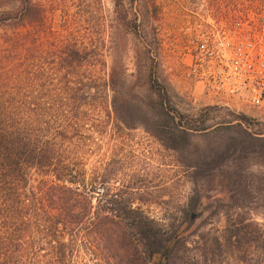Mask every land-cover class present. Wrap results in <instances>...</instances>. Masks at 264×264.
<instances>
[{
  "label": "rangeland",
  "instance_id": "1",
  "mask_svg": "<svg viewBox=\"0 0 264 264\" xmlns=\"http://www.w3.org/2000/svg\"><path fill=\"white\" fill-rule=\"evenodd\" d=\"M33 1L45 8L58 5L47 12L54 31L66 24L71 31L88 32L92 25L103 37L104 74L112 65L119 67L117 97L131 107L122 119L115 116L108 106L112 92L107 87L102 98L85 108L87 123L73 135L71 152L84 172L83 184L73 187L86 197L75 206L85 208L91 220L85 231L90 249L79 252L77 263L153 264L113 216L125 206L162 229L169 223L185 228L184 253L200 264H233L242 253L227 243L224 214L264 224V111L214 95L186 79L183 45L186 28L207 18L216 24L247 20L252 27L264 0H155V19L146 20L137 12L135 25L129 22L126 27L115 22L113 0ZM123 6L128 18L138 10L127 0ZM10 7L1 5L0 10ZM150 58L170 106L185 116L183 124L192 126L185 135L170 122L163 125L151 108L143 82ZM194 202L197 216L189 222L188 207Z\"/></svg>",
  "mask_w": 264,
  "mask_h": 264
},
{
  "label": "trees",
  "instance_id": "2",
  "mask_svg": "<svg viewBox=\"0 0 264 264\" xmlns=\"http://www.w3.org/2000/svg\"><path fill=\"white\" fill-rule=\"evenodd\" d=\"M4 1L0 6L11 7L0 10V264H78L79 252L90 249L85 231L91 220L85 208L75 206L86 197L73 187L84 182L81 162L71 152L73 135L87 123L85 108L102 98L107 87L115 116L122 119L131 107L117 97L119 67L112 65L104 74L103 37L92 25L88 32L71 31L66 24L54 31L47 12L57 4L45 8L33 0ZM127 1L138 6L132 18L123 0H113L118 26L135 25L137 12L146 20L157 16L155 0ZM76 13L80 17V3ZM131 31L136 35L135 28ZM145 67L151 108L163 125L170 122L178 133L187 134L192 126L183 124L185 116L170 106L151 58ZM188 209L190 222L197 216L196 203ZM224 215L227 243L242 253L233 264H264V224ZM113 216L153 264H200L184 253L185 228L169 223L162 229L125 206ZM215 243L221 248L217 238Z\"/></svg>",
  "mask_w": 264,
  "mask_h": 264
},
{
  "label": "built area",
  "instance_id": "3",
  "mask_svg": "<svg viewBox=\"0 0 264 264\" xmlns=\"http://www.w3.org/2000/svg\"><path fill=\"white\" fill-rule=\"evenodd\" d=\"M258 18L252 27L247 20L216 24L208 18L187 27L186 79L264 111V8Z\"/></svg>",
  "mask_w": 264,
  "mask_h": 264
}]
</instances>
